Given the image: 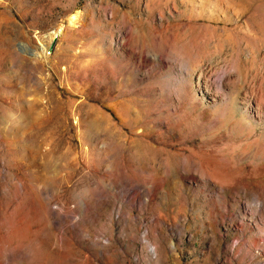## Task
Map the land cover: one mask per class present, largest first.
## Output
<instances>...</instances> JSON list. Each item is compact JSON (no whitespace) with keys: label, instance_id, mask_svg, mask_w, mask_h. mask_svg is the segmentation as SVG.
<instances>
[{"label":"rangeland","instance_id":"374dc122","mask_svg":"<svg viewBox=\"0 0 264 264\" xmlns=\"http://www.w3.org/2000/svg\"><path fill=\"white\" fill-rule=\"evenodd\" d=\"M0 264H264V0H0Z\"/></svg>","mask_w":264,"mask_h":264}]
</instances>
